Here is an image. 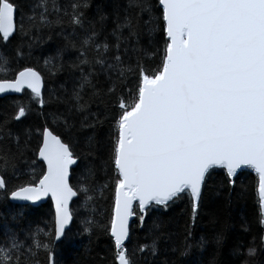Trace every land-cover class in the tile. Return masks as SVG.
<instances>
[{"label": "snow or ice", "instance_id": "obj_1", "mask_svg": "<svg viewBox=\"0 0 264 264\" xmlns=\"http://www.w3.org/2000/svg\"><path fill=\"white\" fill-rule=\"evenodd\" d=\"M86 7L87 0H70L63 9L57 0H38L28 23L35 30L53 25L63 28L67 18L73 36H78L77 28L83 30L78 41L65 37V47L78 53V63L73 65L81 71L79 90L73 93L78 111L87 110L81 93L95 88L93 80L98 75L112 83L109 93H114L116 86L123 88L129 76L135 81L134 88L129 89L130 102L123 96L119 100L120 113L115 118L109 150V164L115 174L110 221L114 264H135L124 241L137 206L144 214L149 206L167 208L170 202L187 196L195 217L206 178L216 168L225 169L231 182L242 166L255 171L260 223L264 225V0H158L156 9L146 0H129V8L148 12L145 23L149 32H159L163 38V48L154 54L160 61L154 72L139 59L135 66H125L122 55L128 49L120 53L122 34L118 33L127 29L124 39L138 40V22L126 16L113 30L115 45L107 40L100 43L94 28H84L82 9ZM16 11L13 0H0L3 42L16 31ZM19 30L28 35L23 19ZM25 88L35 98L41 96V75L31 67L19 71L13 80L0 79V94L20 93ZM25 113L20 107L14 119L20 120ZM6 129L7 121L0 123V137L10 141L12 134ZM2 138L0 194L12 201L36 202L51 197L55 218L53 230L37 229L30 242L19 240L15 234L6 235L0 241V264H40L41 252L48 264H56L52 245L62 240L72 220L69 201L77 192L70 184V168L78 158L71 144L45 127L38 146L37 159L43 161L40 175L36 176L32 168V179L9 189L6 177L17 174L18 157L11 147H4ZM140 219L143 221L144 216ZM91 223L87 222L89 226ZM84 230L89 231V227ZM40 234L47 242L37 238ZM151 250L156 252L155 242ZM254 254L255 249H249V255Z\"/></svg>", "mask_w": 264, "mask_h": 264}, {"label": "trees", "instance_id": "obj_2", "mask_svg": "<svg viewBox=\"0 0 264 264\" xmlns=\"http://www.w3.org/2000/svg\"><path fill=\"white\" fill-rule=\"evenodd\" d=\"M13 2L17 5L16 31L8 42L0 39V79L13 80L19 71L31 67L41 75L43 88L40 98L28 91L18 97L0 98V123L7 121L6 130L12 134L10 141L0 138L4 147H11L18 157L17 174L6 177L8 187L11 189L32 179V168L36 176L40 175L43 164L37 159L38 146L43 129L48 127L72 145L78 158L70 175V184L77 192L70 205L72 222L62 240L52 245L56 264H114L116 250L110 235V221L115 174L109 164V150L115 118L120 113L119 100L123 96L130 102L129 89L134 88L135 81L129 76L123 88L116 86L115 92L109 93L112 83L103 74L98 75L93 80L95 88H86L81 93L87 110L78 111L73 99L81 80V71L73 67L78 63V53L70 46L65 47V37L78 41L83 30L77 28L78 36H73L67 18L63 28L53 25L31 29L28 17L34 14L38 0ZM57 3L63 9L69 6L70 0H57ZM128 3L129 0H87L88 7L82 9L84 28H94L99 34L98 42L107 40L114 46L116 39L112 33L117 23H123L126 16L131 17L133 23H139L141 34L138 40L134 37L128 41L124 39L128 36L127 29L118 33L122 34L120 53L128 49L127 54L122 55L124 64L135 66L139 59L145 68L154 72L160 63L159 56L154 54L158 48H163V38L159 32H149V25L145 23L149 20L148 12L129 8ZM146 3L153 9L158 7V0H146ZM22 19L27 36L19 30ZM111 51L115 54L114 47ZM20 107H24L26 113L16 120L14 117ZM33 159H37L36 165H32ZM232 181L225 169L211 170L195 217L187 196L170 202L167 208L149 206L144 214L137 206L124 245L135 264H264L258 176L252 169L245 168ZM88 221L92 222L90 226ZM85 227H89V231H85ZM37 229H54V213L49 201L33 208L12 204L0 194V241L6 235L15 234L27 243ZM37 238L47 242L43 234ZM154 242L155 253L151 250ZM141 246H147L145 251H139ZM249 249H255V254L249 255ZM39 260L40 264H48L43 252Z\"/></svg>", "mask_w": 264, "mask_h": 264}, {"label": "water", "instance_id": "obj_3", "mask_svg": "<svg viewBox=\"0 0 264 264\" xmlns=\"http://www.w3.org/2000/svg\"><path fill=\"white\" fill-rule=\"evenodd\" d=\"M14 20H15V22H16V13H15V16H14ZM42 88H43V81H42V77H41V92H42ZM24 91H28V92L31 93V90H30V89H27V88H25V89L22 90V92H24ZM22 92H20V93H15V92H11V91H9V92H6V93H2V94H0V98L8 97V96H17V97H18V96H20V95L22 94ZM31 94H32V93H31ZM39 98H40V97H39ZM41 142H42V140H41ZM37 157H38V153H37ZM38 161L41 162V163L43 164V161H40V160H38ZM75 166H76V165H73V166L70 168V175H71V170H72ZM245 168H249V167H247V166H242L241 169H238V170H237V174H238L241 170H243V169H245ZM250 169H251V168H250ZM252 170H253V169H252ZM253 171H254V170H253ZM254 173H255V171H254ZM237 174H236V175H237ZM255 174H256V173H255ZM256 175H257V174H256ZM75 198H76V196H74V197L69 201V209H70V205H71L72 201H73ZM48 201L50 202V204H51V206H52L53 213H54V218H55V207H54V205H53V203H52V201H51V197H45V198H42L41 200L36 201V202H32V201H12V200L9 199V202L12 203V204L20 205V206H30V207H33V208L40 207V206L46 204V202H48ZM114 201H115V200H114ZM131 217H132V216H131ZM131 217L129 218L128 228H129V225H130ZM71 222H72V220L69 222L68 226L66 227V231L68 230V228H69ZM112 240H113V242H114V239H113V238H112ZM127 240H128V237H127L126 240L124 241V245L126 244ZM59 242H60V241H56L54 244H57V243H59Z\"/></svg>", "mask_w": 264, "mask_h": 264}]
</instances>
